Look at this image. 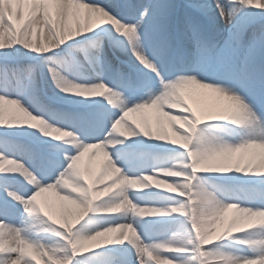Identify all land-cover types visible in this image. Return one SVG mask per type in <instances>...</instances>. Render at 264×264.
Listing matches in <instances>:
<instances>
[{
	"label": "snow or ice",
	"instance_id": "obj_1",
	"mask_svg": "<svg viewBox=\"0 0 264 264\" xmlns=\"http://www.w3.org/2000/svg\"><path fill=\"white\" fill-rule=\"evenodd\" d=\"M0 264H264V0H0Z\"/></svg>",
	"mask_w": 264,
	"mask_h": 264
},
{
	"label": "bare ground",
	"instance_id": "obj_2",
	"mask_svg": "<svg viewBox=\"0 0 264 264\" xmlns=\"http://www.w3.org/2000/svg\"><path fill=\"white\" fill-rule=\"evenodd\" d=\"M100 159H101L100 157H94L93 160L91 161V166L93 168H96ZM84 160L87 161V155L85 156ZM46 195H48V194H46Z\"/></svg>",
	"mask_w": 264,
	"mask_h": 264
}]
</instances>
